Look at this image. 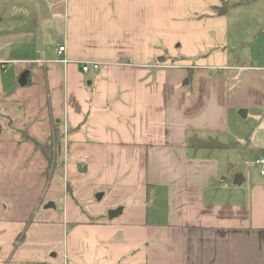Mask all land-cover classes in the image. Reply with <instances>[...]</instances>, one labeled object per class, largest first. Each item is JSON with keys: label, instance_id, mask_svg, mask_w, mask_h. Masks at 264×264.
Listing matches in <instances>:
<instances>
[{"label": "crops", "instance_id": "0c3cea01", "mask_svg": "<svg viewBox=\"0 0 264 264\" xmlns=\"http://www.w3.org/2000/svg\"><path fill=\"white\" fill-rule=\"evenodd\" d=\"M66 1L57 44L0 57V264H264V0Z\"/></svg>", "mask_w": 264, "mask_h": 264}, {"label": "rangeland", "instance_id": "374dc122", "mask_svg": "<svg viewBox=\"0 0 264 264\" xmlns=\"http://www.w3.org/2000/svg\"><path fill=\"white\" fill-rule=\"evenodd\" d=\"M67 4L66 0H0V57H7L8 55H12L15 60H20L23 56L29 55L30 57L35 54L37 58L38 54L36 52L37 48L41 51V44L46 46L48 42L52 45L57 44L59 40L63 37V29L65 24L64 18V8ZM258 9L260 8L264 12V5L261 3L257 4ZM263 6V9H262ZM257 9V8H256ZM243 27V25L241 26ZM17 29L16 32L12 33L11 31ZM17 36L14 38H9L11 35ZM41 34L44 35L47 43L40 42ZM25 41L24 44H20L21 41ZM7 41H12L13 45H19L20 48H10V44H7ZM30 44V48H24V45ZM257 49L250 51L253 53V58H249L246 54L248 48L245 49H235L232 48L230 50L236 51L238 53V60L241 65H250L256 64L254 63V58L257 56ZM32 53V54H31ZM260 54V52H258ZM264 59V56H260ZM9 58V57H7ZM258 59V58H257ZM261 62L260 60H258ZM23 63H13V65L8 66V70H10L11 74L9 77H12V69L20 67ZM10 67V68H9ZM14 83H16V77L11 79ZM244 111L236 112V119L242 124L244 129L253 127L256 122L254 114L251 113V116L248 118H244L241 114ZM204 140H209V138H205ZM213 141V138L210 139ZM222 157L225 155L236 156L233 153H221ZM241 165V164H240ZM229 169L231 173L242 174V169L245 168V164L241 166L231 165ZM246 172V171H245ZM49 174V173H48ZM15 228H18L17 225H14ZM23 235V234H22ZM22 235L19 237V240L22 238ZM18 240V241H19Z\"/></svg>", "mask_w": 264, "mask_h": 264}, {"label": "trees", "instance_id": "16d2710c", "mask_svg": "<svg viewBox=\"0 0 264 264\" xmlns=\"http://www.w3.org/2000/svg\"><path fill=\"white\" fill-rule=\"evenodd\" d=\"M227 11L226 5H224L222 8L216 10V14L223 15ZM64 135L59 131L58 129H55L54 135H53V140L55 144V150L50 149L46 153V157L48 159L49 167L48 169L50 170L53 166L57 165L58 161V154L60 152V148L62 145ZM209 140H204L200 137L196 136H190L188 138V145L192 147H197V148H204V149H229V148H234L237 147L238 144H222L220 143L217 139H213V141Z\"/></svg>", "mask_w": 264, "mask_h": 264}, {"label": "built area", "instance_id": "2783aa9c", "mask_svg": "<svg viewBox=\"0 0 264 264\" xmlns=\"http://www.w3.org/2000/svg\"><path fill=\"white\" fill-rule=\"evenodd\" d=\"M65 52V47H60L58 50H57V56L59 57L58 61L62 62V63H67V61L63 58H61L62 54ZM91 67L94 69V70H98L100 68V65L97 64V63H93V64H85L83 65L82 67V71L84 73H88L89 70L91 69ZM249 164V163H247ZM254 164L255 165H258L262 168H264V155H262L261 157H259L258 159H256L254 161ZM262 175H264V169L262 171Z\"/></svg>", "mask_w": 264, "mask_h": 264}, {"label": "water", "instance_id": "95a60500", "mask_svg": "<svg viewBox=\"0 0 264 264\" xmlns=\"http://www.w3.org/2000/svg\"><path fill=\"white\" fill-rule=\"evenodd\" d=\"M26 83H27V74L24 73L20 77L19 84H20V86L24 87L26 85ZM241 115H243L244 118H245L246 117V112H243ZM243 180L244 179H243L242 175L239 174V175L236 176L234 183L236 185H241L243 183ZM121 213H122V209H118V210H115V211H111L109 213V219L110 220H113V219L119 217L121 215Z\"/></svg>", "mask_w": 264, "mask_h": 264}]
</instances>
